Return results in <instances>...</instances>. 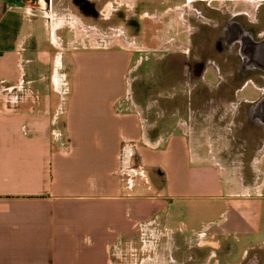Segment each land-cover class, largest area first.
Returning <instances> with one entry per match:
<instances>
[{"label": "crops", "instance_id": "obj_1", "mask_svg": "<svg viewBox=\"0 0 264 264\" xmlns=\"http://www.w3.org/2000/svg\"><path fill=\"white\" fill-rule=\"evenodd\" d=\"M138 1L0 0V264H124L134 237L136 264H168L175 252L180 264L264 257V242L252 245L264 234V139L230 151L221 135L215 148L211 120L230 109L193 107L177 120L147 97L136 55L149 51L172 73L193 10L174 15L186 39L149 45L112 21Z\"/></svg>", "mask_w": 264, "mask_h": 264}, {"label": "flooded vegetation", "instance_id": "obj_2", "mask_svg": "<svg viewBox=\"0 0 264 264\" xmlns=\"http://www.w3.org/2000/svg\"><path fill=\"white\" fill-rule=\"evenodd\" d=\"M168 1L170 3L174 0ZM186 1L187 3H191L194 8L193 12L188 17L189 25L193 28L194 16L197 18L199 24L207 25L220 31L218 39L212 40L215 43L214 48L216 52H218L219 55L224 53L234 54L235 57H225L221 60H218L216 58L210 59L207 56H203L195 59L193 55H189L187 51L184 61H182L179 66H173V71H177L178 69L179 73L182 75L178 76L179 74L177 75L173 73V71L172 73H167V65L165 64V61H161L160 57L153 55L152 60L154 61V66H148L141 72L142 88L144 90V83L151 76L159 79V83L157 84L161 86V89L155 94V96L159 97L157 99V103L161 104L162 107H167V104L168 106L172 107V116L175 119L178 120L185 118L186 120H189L192 115V108L199 106L197 103H195L194 98V92H198L200 90L199 86L205 85L209 91V84H213L211 80L215 79V82L218 80L217 73L222 76V80L218 82L219 86L226 84L229 81H233L234 85L229 89H222L220 87L211 89L210 91L215 92V94L216 92H220L222 96H229V99L234 97L240 101L238 112H236L237 114L234 115L233 118H237L240 121L239 130L246 133L247 137L245 136L244 139L248 142V147L254 148L258 140L263 141L264 139V133H262L260 136L257 135V129L259 127L264 129V104L261 103V101L264 100V70L250 64V58L245 56L244 53H246L247 50H249L248 48H250V37H252V39L255 41L264 39V31H262L263 33L260 34L255 29V27H257L259 24L258 7L255 10L254 18L252 19V16L248 12L241 11L243 13H226V11L218 7H213L209 0ZM200 3L202 6H199ZM140 5L144 9H147L145 12H158L161 11V9H165L163 11L164 14L166 13L167 15L171 13V15H174L173 7H168L167 5L162 6L161 0H143ZM209 10L218 12V17L216 19H210L207 16ZM225 16L226 19L222 18ZM200 30L201 26L199 25L195 30V33H198ZM169 43H171V41ZM145 57L146 60H149L148 55ZM232 58L237 59V66L234 71L230 70V72H226V67H232ZM143 59L144 57L142 56V61L138 64L142 65ZM205 70H207L206 80H209L208 83H204L202 77ZM162 77L167 84L162 82ZM246 91L256 92L257 97L252 99L241 97V94ZM161 94H163V96ZM167 94H172V97L165 99L166 97H164V95ZM166 101L168 103H166ZM202 101L199 104H201ZM217 110L218 112L216 113L218 115H223L222 112H225L223 107H218ZM224 117V120L226 121L228 119V113L224 115ZM241 119L243 120L241 121ZM224 120L219 122L224 123ZM214 122H217V120ZM258 123L259 126L255 125Z\"/></svg>", "mask_w": 264, "mask_h": 264}, {"label": "rangeland", "instance_id": "obj_3", "mask_svg": "<svg viewBox=\"0 0 264 264\" xmlns=\"http://www.w3.org/2000/svg\"><path fill=\"white\" fill-rule=\"evenodd\" d=\"M162 1V6L163 5H167L168 7H173L174 9V15H176L175 13H181L182 11H184L185 8L188 9H194L193 5L191 3H187L186 0H174L172 2L169 3L168 0H161ZM211 2V5L213 7H218L224 11H226V13L229 12H248L251 16L252 19L254 18V13L255 10L258 7V18H259V24L257 25V27H255V29L261 34L263 33L262 31H264V0H209ZM170 4V5H169ZM176 6V7H174ZM199 6H202L201 3L199 4ZM161 9V8H160ZM159 9V10H160ZM145 10L139 1L136 5V7L134 8H127L126 6H120L118 8V11L114 12V16L112 21L114 22V24H119V29L123 28V25H121V23H126V26L129 25V31H126L128 36L131 39H139V42L144 41L146 44L152 45L153 42L155 40H169L172 39L176 36L177 32H180L181 34H179L180 39H186V33H183L181 31L184 30V25L183 23L180 24V26L177 24V22L175 21V16L171 13L164 15L163 20H161L160 18L162 16H160V13L162 14L163 9H161V11L158 12H153L152 15L154 17H142L140 16V14H142ZM154 10V9H153ZM198 12V11H197ZM241 12V13H243ZM207 16L210 19H216L218 17V12L214 11V10H209V12L207 13ZM227 16V15H226ZM222 17V18H225ZM186 17V16H185ZM184 17V19H185ZM257 18V15H256ZM100 19V17H99ZM223 23V22H222ZM167 26V29L165 27V25ZM193 28L190 27L189 30L191 31L189 34L188 39H190L191 44L190 47L186 50L188 51L189 55L192 54L193 57L196 58H200L203 56H207L210 59H218L221 60L222 58L225 57H235L234 54H222L219 55L218 52H216L215 48H214V42L212 40L218 39L219 35H220V31L213 29L207 25H202L199 24L198 20L196 17L193 16ZM178 25V27H177ZM201 26V30L198 33H195V30L197 29L198 26ZM109 28H107L105 31H102L105 34H110L111 35V30H108ZM152 29V30H151ZM163 29V30H161ZM261 31V32H260ZM117 38H119L121 36V32L117 31ZM121 38V37H120ZM119 38V39H120ZM193 41V42H192ZM146 55H148L149 60H146ZM154 54L150 53L149 51H141L140 53L138 52V54L136 55L135 58V62L136 60L139 58V56H143V63L140 67V72H142L146 67L148 66H154V61L152 60V56ZM182 57V54H180ZM232 67L228 66L226 67L225 71L226 72H230V70L234 71L236 66H237V59L232 58ZM180 61H184V59L182 60V58H180ZM233 68V69H232ZM173 73L175 74H179L178 76L181 75V73H179V70L177 69V71H173ZM163 76V75H162ZM182 76V75H181ZM212 83H214L216 80L212 79L211 80ZM162 82L167 84L166 81L164 80V78L162 77ZM159 79L155 78V77H150L147 79V81L144 83V91L147 94V97H154L156 92L158 90L161 89V86L159 84ZM217 84H210L209 87V91L208 88L203 85V86H199V91L198 92H194V98H195V103H197L199 106L198 107H210V110L212 109V107H227L228 109H230V111H228V119L226 120V123L224 124V126L220 125V123L218 124L217 122H213L211 120L210 125L213 127L211 128V135L214 139V146L215 148L220 147V143L223 142H219L217 140H215L216 136H221L223 135L224 138V142H227L226 144V148H229L230 151H234L233 146L234 147H240L243 144V139L246 136V133L243 131L239 130V123L240 121L236 118L234 119L233 116L236 115L238 112V106L240 105V101L236 98H231L229 99V96H222L220 92H211V89H216V88H222V89H229L231 88L234 84L233 81H229L226 84L220 85L217 82H215ZM163 89V88H162ZM252 90V89H251ZM247 93V94H246ZM241 97L244 98H249L252 99L254 97H257V93L253 92V91H246L243 92L241 94ZM156 98H159L156 96ZM203 100V101H202ZM202 101L201 104H199ZM203 104V105H202ZM208 105V106H207ZM243 119H241L242 121ZM259 126L258 124H255ZM253 125V126H255ZM226 126V127H225ZM231 127V132H229L228 128ZM252 127V125H251ZM257 135L260 136L262 133H264V129H261L260 127L257 129ZM248 135V134H247ZM242 139H241V138ZM247 137V136H246ZM240 138V139H239ZM244 146V144H243ZM236 152V149H235ZM239 150L236 152V154H234V156L237 157L238 160H236V162H243V160H245L244 158H242L243 156L240 155V153H238ZM230 181L231 183H236V177L235 176H230ZM232 204L234 205V202H232ZM231 205V207L233 206ZM195 221L194 224L196 222V226L199 225L201 219L203 218L202 215H195ZM193 223V221H192ZM191 224V223H189ZM162 228V227H161ZM217 227L215 226L214 228H212L210 231H214ZM163 229V228H162ZM162 229H158V231H162L164 232L165 230ZM168 229V228H167ZM168 232H170L171 234L174 235V237L177 235L175 234V231H172L170 229H168ZM149 233V232H148ZM145 238V237H144ZM226 238L230 239L234 244H236V249L239 251L241 250L242 247H239V244H241L239 241L237 242V240L235 239V236H231V235H227L226 234ZM134 241L132 250H128L127 255L123 256V263L124 264H136L139 260V258H141V254L138 250V244H137V238L134 237V239H132ZM136 240V241H135ZM150 240H152V238H150ZM138 241H141L138 238ZM200 241V240H198ZM197 241V242H198ZM264 242V234H258L253 236L252 239V245L254 247H257L260 243ZM149 243V242H148ZM178 243L181 244L182 247H185V241L183 239H178ZM151 244V243H149ZM229 247V245H228ZM200 248L195 247L193 248V252L196 253V251H198ZM238 251V252H239ZM185 252V250L183 251ZM264 252V250H263ZM176 253V257L174 259V261L169 262L168 264H180V260L178 259V255L179 252H175ZM252 254V252H251ZM185 256V254H182V257ZM186 257V256H185ZM227 258V259H226ZM225 259L222 258V261H230L233 262L234 261H239L240 257V252L235 254H232L230 256H226ZM259 257L257 256H251L249 255L248 259L246 260L245 264H264V257L259 259ZM261 260V261H260ZM133 262V263H132ZM196 264H200L201 262H199V260H197V258L195 259ZM192 261L188 262V264H191ZM187 264V263H186Z\"/></svg>", "mask_w": 264, "mask_h": 264}, {"label": "water", "instance_id": "obj_4", "mask_svg": "<svg viewBox=\"0 0 264 264\" xmlns=\"http://www.w3.org/2000/svg\"><path fill=\"white\" fill-rule=\"evenodd\" d=\"M249 43L250 48L244 55L250 58V64L264 70V39L255 41L250 37ZM261 103L264 104V100Z\"/></svg>", "mask_w": 264, "mask_h": 264}]
</instances>
